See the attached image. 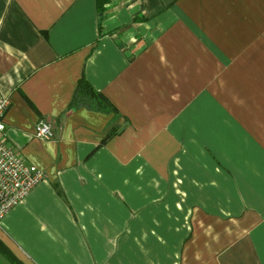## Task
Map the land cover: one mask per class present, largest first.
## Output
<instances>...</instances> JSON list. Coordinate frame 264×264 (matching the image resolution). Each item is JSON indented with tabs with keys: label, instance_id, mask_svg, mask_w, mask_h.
I'll list each match as a JSON object with an SVG mask.
<instances>
[{
	"label": "crops",
	"instance_id": "1",
	"mask_svg": "<svg viewBox=\"0 0 264 264\" xmlns=\"http://www.w3.org/2000/svg\"><path fill=\"white\" fill-rule=\"evenodd\" d=\"M0 95L19 263L264 264V0H0Z\"/></svg>",
	"mask_w": 264,
	"mask_h": 264
},
{
	"label": "built area",
	"instance_id": "2",
	"mask_svg": "<svg viewBox=\"0 0 264 264\" xmlns=\"http://www.w3.org/2000/svg\"><path fill=\"white\" fill-rule=\"evenodd\" d=\"M8 105L9 98L0 95V220L14 206L22 202L24 197L45 177L43 171L26 163L5 142V120L3 118ZM34 135L39 139L51 137L50 123L48 121L38 122Z\"/></svg>",
	"mask_w": 264,
	"mask_h": 264
},
{
	"label": "trees",
	"instance_id": "3",
	"mask_svg": "<svg viewBox=\"0 0 264 264\" xmlns=\"http://www.w3.org/2000/svg\"><path fill=\"white\" fill-rule=\"evenodd\" d=\"M109 1L110 0H96L97 10L103 11L104 5L107 4V2H109ZM88 99H91V100L95 99L98 101V103L100 101V103H102L103 106H108L110 109L112 108L111 107L112 105L106 100V98L101 93L93 90V88L91 87L89 82L86 80V78L82 77L79 80L78 85L75 89V94H74L72 101L70 103L71 104L70 108L81 105L85 101H87ZM0 251L5 255V257H7V259L11 263L21 264L12 255H10L8 253V251H6L5 249H2L1 245H0Z\"/></svg>",
	"mask_w": 264,
	"mask_h": 264
}]
</instances>
